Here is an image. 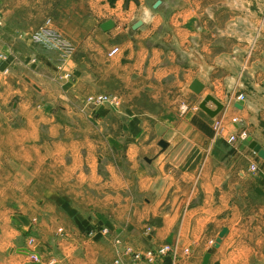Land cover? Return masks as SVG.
<instances>
[{
	"label": "crops",
	"instance_id": "crops-1",
	"mask_svg": "<svg viewBox=\"0 0 264 264\" xmlns=\"http://www.w3.org/2000/svg\"><path fill=\"white\" fill-rule=\"evenodd\" d=\"M147 1L0 0V193L22 205L0 213V264H131L126 247L164 243L178 256L157 264H226L227 241L248 231L235 226L245 197L264 195V160L240 133L264 149L263 50L246 63L232 4ZM48 17L75 45L65 62L28 40ZM106 21L115 27L102 30ZM240 59L242 84L259 93L242 109L226 101ZM96 94L119 104L87 109ZM208 95L225 106L214 118L200 108ZM99 222L108 237L92 235ZM30 237L39 262L25 253Z\"/></svg>",
	"mask_w": 264,
	"mask_h": 264
},
{
	"label": "rangeland",
	"instance_id": "rangeland-1",
	"mask_svg": "<svg viewBox=\"0 0 264 264\" xmlns=\"http://www.w3.org/2000/svg\"><path fill=\"white\" fill-rule=\"evenodd\" d=\"M152 1L153 0H148L147 2L150 4ZM206 2H209V3L212 2L213 4H217V5L218 4L219 5L221 4L234 5L235 10H234L233 15L235 18L234 19L235 24L236 26L238 25L244 26V30L242 31L240 29L239 32L241 33H237V35L240 39H242L243 37L247 38L248 41L246 42L242 41V42L246 46H249L250 48L248 50L249 52L248 56L250 55V60H248L246 63L250 62V64H252V66L255 67L256 65L254 63L255 62L257 63L258 51L261 49L263 50V54H262L260 66L264 68V0H211V1L206 0ZM243 8H244V11H243ZM47 19H51L54 22V20L51 17H48L44 20L43 23H45ZM238 19H240L242 22ZM243 19L246 22H243ZM55 28L62 34V37H59L60 39L66 38L69 41V39L65 36V34L62 31H60L56 26ZM37 29L32 31L31 34L35 33ZM242 34H243V37H242ZM29 39L30 38L28 36V40ZM242 42L240 43V41H238L236 42V44H241L242 46ZM36 45L41 46L43 49L47 51H53L55 53H58L60 57V61L61 62L66 61L62 53L59 52L58 50L50 48L49 46H46L43 44L42 45L36 44ZM240 48H241L240 46L236 47V51H238L237 54L240 52ZM238 61H239V65L235 64L233 66L234 72H235L234 75H235L236 81L240 79L242 82H240L241 85L239 84L236 85L235 91L233 90V92L229 93L228 97H226V101L234 102L241 95L244 96L245 100L248 98V96H251L252 99L257 101L259 98L258 96L259 93L255 91L253 86H250V89H249L246 86L244 87V85L242 84L245 78L242 73V69L244 68V66H242L243 64H242L241 59L236 60V62ZM238 71L240 72V75ZM96 95H100V94H96ZM96 95H90L85 99V105L87 106V109L90 108L91 110H94V109H98L101 107L102 108L106 107L107 104L92 105L88 103L89 97L96 96ZM219 95L223 96L221 93ZM193 104H196V103H187L186 105L190 109L189 105H193ZM189 109H187L186 113H189ZM136 110L142 114L146 112L147 110H153V109L152 108L151 109L142 108V109H136ZM124 120L125 121L127 120L126 122H128V117L124 118ZM12 180H13V177H12ZM42 181H45V179L42 178L41 182ZM14 183L18 184L17 182H14ZM19 189L17 187L14 188V190H19ZM34 190H36V188H34L33 186L27 188L28 193L29 191L35 192ZM37 191L39 194H41V190L37 189ZM263 196L264 195L260 194L257 197H254L252 195L245 197L246 206L244 207V210H243L244 219L238 220V224L235 227L236 229H247L248 231L245 232L244 234L233 235L230 238V240L227 241V243L229 244V247L231 246H234V247L228 248V250L224 251V255L226 257H224L223 259L227 261L226 264H264V197ZM10 201L12 203L9 202V199H7L6 196L3 197V195H1L0 193V213L3 212L5 209H7V207H10L13 211L14 210L17 211L20 208V206H22V205H19L18 202L14 203V201L12 200ZM33 206H34L33 204H27L28 210H31ZM10 216L13 217L14 219H5L6 221H9V224H11L12 220L16 219V216H14V213H10ZM3 219L4 218H0L1 220L0 227L3 225V222H4ZM97 224L93 226L95 230L98 228V226L107 227L105 223L103 222H99ZM148 229L149 228H147V232H148ZM109 233H110V229H109ZM108 236L109 234L101 235L98 233V235L95 237L104 238ZM32 239H33V242H30ZM117 242L120 243V241H117ZM34 245H36V241L34 237H30V239L28 238L27 243H26V246L28 247V249L26 250L29 251L28 255H32L31 257L34 262H39L37 259L33 257L34 255L37 256L36 254H34L35 253ZM136 251H142V250H136ZM116 261L114 262V264H116ZM120 264H121V261H120Z\"/></svg>",
	"mask_w": 264,
	"mask_h": 264
},
{
	"label": "built area",
	"instance_id": "built-area-1",
	"mask_svg": "<svg viewBox=\"0 0 264 264\" xmlns=\"http://www.w3.org/2000/svg\"><path fill=\"white\" fill-rule=\"evenodd\" d=\"M62 37V34L55 28L54 22L51 19H47L45 23H43L35 33L29 35V40L32 44H40L46 45L50 48L56 49L62 53L65 59L72 57L75 52L74 45L69 42L66 38H59ZM64 37V36H63ZM119 52V48H114L110 52V56H113ZM1 58V57H0ZM244 96L241 95L237 98L234 102H228L227 106H233L234 103H240L244 101ZM89 104L92 105H118L119 100L115 96L100 94L96 96L89 97L88 100ZM183 112L187 111V107H183ZM224 118L221 121L215 123V129L221 130L223 127ZM233 124H238L239 121L237 118H232ZM240 137L243 140L247 139V133L245 131L240 133ZM236 141L235 136H231L229 139V143H234ZM250 171L252 173H256L258 171V166L253 164L250 166ZM148 232H152L151 229H148ZM99 234L106 235L109 234V228L105 226H98V228L92 231V235L97 236ZM30 242H33L31 240ZM27 251V250H25ZM126 253H129L131 256V264H157L160 261H163L167 258L177 259L178 256V247L176 245H172L170 243L162 244L160 246H156L149 250L145 251H136L131 247H127L125 250ZM188 252V251H187ZM29 254V251H27ZM38 261L40 260L39 257L33 256ZM48 264H54L53 261L49 262ZM116 264H120V260L116 261Z\"/></svg>",
	"mask_w": 264,
	"mask_h": 264
},
{
	"label": "water",
	"instance_id": "water-1",
	"mask_svg": "<svg viewBox=\"0 0 264 264\" xmlns=\"http://www.w3.org/2000/svg\"><path fill=\"white\" fill-rule=\"evenodd\" d=\"M161 5V1H157L154 5V8H158ZM142 25L141 21H138L134 26L133 29L136 30L138 29L140 26ZM115 27V24L112 21H106L105 23L102 24L101 28L104 31H110ZM205 86L202 82H200L199 80H195L190 89L195 93V94H201L204 90ZM209 103H213L216 106L215 110H211L208 107ZM235 107L238 109H242L243 107L241 105H239L238 103L235 104ZM200 108L202 111H204L207 115H209L210 117H216L217 115H219L224 109L225 106L218 101L215 97H213L212 95H208L200 104ZM247 141L249 142V148L251 150H253L261 159L264 160V149L262 148V146L260 144H258L256 141L253 140L252 137H248ZM162 149H166L167 144L162 141L160 144ZM150 162V161H148ZM229 234V230L228 228H224L222 229V231L219 234V237L216 240V244L215 247H219L220 243L222 242V240L224 238H226ZM25 253H27V251H25Z\"/></svg>",
	"mask_w": 264,
	"mask_h": 264
},
{
	"label": "trees",
	"instance_id": "trees-1",
	"mask_svg": "<svg viewBox=\"0 0 264 264\" xmlns=\"http://www.w3.org/2000/svg\"><path fill=\"white\" fill-rule=\"evenodd\" d=\"M110 1H113V0H110Z\"/></svg>",
	"mask_w": 264,
	"mask_h": 264
},
{
	"label": "bare ground",
	"instance_id": "bare-ground-1",
	"mask_svg": "<svg viewBox=\"0 0 264 264\" xmlns=\"http://www.w3.org/2000/svg\"><path fill=\"white\" fill-rule=\"evenodd\" d=\"M237 3V2H236Z\"/></svg>",
	"mask_w": 264,
	"mask_h": 264
}]
</instances>
